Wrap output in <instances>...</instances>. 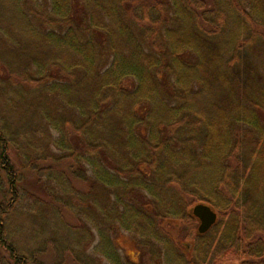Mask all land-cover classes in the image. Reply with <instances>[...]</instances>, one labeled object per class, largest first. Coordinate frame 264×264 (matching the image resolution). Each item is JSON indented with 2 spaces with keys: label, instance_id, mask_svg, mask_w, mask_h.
Listing matches in <instances>:
<instances>
[{
  "label": "trees",
  "instance_id": "trees-1",
  "mask_svg": "<svg viewBox=\"0 0 264 264\" xmlns=\"http://www.w3.org/2000/svg\"><path fill=\"white\" fill-rule=\"evenodd\" d=\"M230 255L264 264V0H0V264Z\"/></svg>",
  "mask_w": 264,
  "mask_h": 264
},
{
  "label": "rangeland",
  "instance_id": "rangeland-1",
  "mask_svg": "<svg viewBox=\"0 0 264 264\" xmlns=\"http://www.w3.org/2000/svg\"><path fill=\"white\" fill-rule=\"evenodd\" d=\"M35 180L33 181L32 179L28 182L30 186L33 187V184H34ZM36 184H39L38 182ZM40 185V184H39ZM37 186V185H35ZM38 187V186H37ZM40 189L42 190V188L40 187ZM72 216L69 215V219L70 220H73V217L71 218ZM180 226H178L177 224L173 225V226H170L171 228V231L178 235L180 238H182V229L179 228ZM120 244H121V251L123 252L124 255H131L133 258H135V255L134 254V250H135V244L133 242V240L130 238V236L128 234L122 236L120 238ZM216 264H238V261L233 257V256H228L226 259L222 260V261H219L217 262Z\"/></svg>",
  "mask_w": 264,
  "mask_h": 264
},
{
  "label": "water",
  "instance_id": "water-1",
  "mask_svg": "<svg viewBox=\"0 0 264 264\" xmlns=\"http://www.w3.org/2000/svg\"><path fill=\"white\" fill-rule=\"evenodd\" d=\"M193 214L199 219L198 230L208 231L217 221V212L208 204L200 202L193 206Z\"/></svg>",
  "mask_w": 264,
  "mask_h": 264
}]
</instances>
